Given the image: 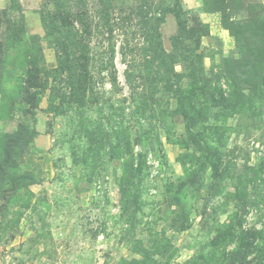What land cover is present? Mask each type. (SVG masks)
Returning <instances> with one entry per match:
<instances>
[{"label": "rangeland", "instance_id": "rangeland-1", "mask_svg": "<svg viewBox=\"0 0 264 264\" xmlns=\"http://www.w3.org/2000/svg\"><path fill=\"white\" fill-rule=\"evenodd\" d=\"M0 264H264V0H0Z\"/></svg>", "mask_w": 264, "mask_h": 264}]
</instances>
